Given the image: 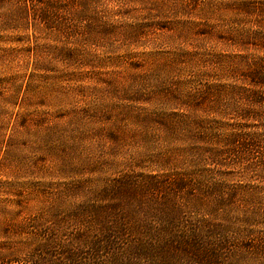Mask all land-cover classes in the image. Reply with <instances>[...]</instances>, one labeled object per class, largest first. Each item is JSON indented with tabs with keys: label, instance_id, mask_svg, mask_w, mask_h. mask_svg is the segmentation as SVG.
Masks as SVG:
<instances>
[{
	"label": "rangeland",
	"instance_id": "obj_1",
	"mask_svg": "<svg viewBox=\"0 0 264 264\" xmlns=\"http://www.w3.org/2000/svg\"><path fill=\"white\" fill-rule=\"evenodd\" d=\"M22 1L0 0V23L20 16ZM154 1L147 0V8ZM193 2L175 0L174 36L149 32L143 47H133L128 57L125 49L109 53L120 42L85 46L90 68L55 60L50 50L56 44L42 31H0V264H206L193 244L198 238L188 236L194 229L204 233L206 247L216 250V264H231L249 235L264 233L262 152L256 146L258 153L242 156L244 145L258 144L254 136L264 130L241 134L249 140L208 144L175 134V95L196 96L215 84L241 80L244 73L233 74V65L219 57L238 54L237 47L248 42L258 44L254 35L264 31V0H197L206 3L210 18L208 28L200 30L214 32L205 39L190 34L191 17L201 14ZM113 7L105 0L99 11ZM195 47L204 62L186 60ZM255 49L244 53L254 58ZM80 77L84 81H77ZM138 83L143 103L109 93L110 86L122 92L140 88ZM97 111L101 114L94 116ZM236 121L226 124L247 126ZM55 128L58 136L49 140ZM181 179L193 190L175 196V181ZM153 182L170 196L159 192L153 198L146 188ZM196 184L206 187L195 190ZM210 184L224 186L225 192H210ZM140 185L147 192L134 190ZM232 190L233 229L225 217L210 213ZM175 199L176 205L200 209L186 210L175 224V217L161 212L175 206ZM116 208L124 213L120 221L113 215ZM220 224L226 229H217ZM110 229L116 231L111 233L115 250L97 243L91 254V245ZM73 254L77 257L71 260Z\"/></svg>",
	"mask_w": 264,
	"mask_h": 264
},
{
	"label": "trees",
	"instance_id": "obj_2",
	"mask_svg": "<svg viewBox=\"0 0 264 264\" xmlns=\"http://www.w3.org/2000/svg\"><path fill=\"white\" fill-rule=\"evenodd\" d=\"M105 0H23V11L20 16L15 20L6 18L0 23V31L15 30L16 32L32 31L35 35L37 32L42 31L56 46L51 48L55 60L61 62L67 67L82 64L85 68L92 67L88 62H84L89 56L84 55L87 47L94 45L97 48H103L108 43L109 47H113L116 43L120 42L122 46L115 47L111 50V54H116L120 49H125L126 57L132 54L133 47H143V39H147L149 32L159 34V32H171L175 34V22L170 20V15L175 17V0H155L148 7L147 0H107L110 3H115L116 8L108 9L104 13L99 11L100 5H103ZM193 2L194 7L200 8V13L191 17V32L194 37L212 38L214 32L208 30H200L201 28H208L206 23L210 18L206 14V3L197 4V0H190ZM32 5V9L30 8ZM137 6V8H136ZM140 6V7H138ZM192 6V5H191ZM144 7V8H143ZM189 7H182L181 10H186ZM145 9V11H144ZM147 10V11H146ZM145 12V15L140 13ZM174 12V14H173ZM191 13V12H190ZM205 13V16L202 15ZM189 14V13H188ZM143 20L135 21L138 17ZM204 22V23H203ZM206 22V23H205ZM212 29V28H211ZM258 44L253 42L247 43L246 46L237 47L238 54L231 56H220V62L227 61L233 65L232 73H244L238 84L234 85H219L215 84L202 91L201 94L196 96L178 97L175 95V134H182L192 139L194 142H236L244 139H252L248 136L243 137L242 133L246 131H253L252 128L264 130V31L257 32L254 35ZM246 39V38H245ZM237 40V38H233ZM256 48L255 51L259 52L256 57H252L249 53L245 54L246 48ZM195 51H190L192 54L186 60L201 59V51L197 52L200 47H195ZM118 59V57H116ZM205 62H207V55L204 54ZM217 59V58H216ZM253 62V63H252ZM252 63V64H250ZM91 65V66H89ZM240 71V72H238ZM77 81H84L82 77ZM236 83L238 81H235ZM139 84V83H138ZM138 89H127L120 91L118 88L110 86L112 95L121 99L131 100L136 103L145 102L141 85ZM108 91V90H107ZM227 101V102H226ZM245 104L242 107L239 104ZM99 110V109H97ZM90 111H85V114ZM100 111H97L94 116H99ZM206 114V116H203ZM209 115L219 116V120L207 119ZM62 116V118L66 117ZM233 116V118H231ZM237 120L239 124H247V126L227 125L230 121ZM69 124V123H68ZM250 126H249V125ZM26 127V123L22 124ZM252 125V126H251ZM226 131L229 135L226 136ZM224 132V133H221ZM254 136V140L258 144H247L242 149V156L253 153L255 150L261 149L262 156L260 158L259 166L264 169V135L258 132ZM58 129H52L49 132V140L57 138ZM212 144V143H211ZM230 146V145H228ZM253 146V147H252ZM257 146V147H256ZM198 149V148H197ZM252 150V151H251ZM240 151V150H239ZM237 151V152H239ZM259 152V151H255ZM214 155V153L212 154ZM175 196L176 193L188 192L193 190V185L189 184L187 180L181 179L175 181ZM206 187L204 184H196L195 190H203ZM153 196L158 197V193L165 194L166 198L170 194L165 193V187L157 182H153L150 186L146 187ZM143 185L135 187V191L147 192ZM210 192H215L221 195L225 192V187L218 184H210ZM134 191V193H135ZM156 194V195H154ZM189 195V192L188 194ZM224 201L222 207L212 209L211 214L219 217L221 220L226 218V225L228 228H234L232 216L229 213L235 199V191L232 190L226 196L221 198ZM264 201L263 198H260ZM189 200V198H187ZM166 201V199H165ZM190 201V200H189ZM169 206L161 210L162 214L168 218L175 217V224L177 220L186 213V210L200 209L192 204ZM225 206V209L223 210ZM151 209H155L154 207ZM150 209V210H151ZM119 208L113 209V215L119 221L124 218V213H119ZM156 210V209H155ZM184 210V211H183ZM128 216V215H127ZM255 215L248 218L247 223H253ZM247 221V220H245ZM124 222V221H123ZM123 227H127L124 223ZM216 228L227 226L220 224ZM264 225V221H263ZM107 231L104 239L95 242L91 245V254H94L99 249L98 244L109 246V250H115L117 242L113 240L111 233L116 234V231ZM190 237L198 238L197 242L193 244L204 253L206 264H216L219 256L215 254L216 250L212 247H206L203 242L206 237L203 232L194 229L190 232ZM253 238L248 236L246 243L237 248V251L230 259L231 264H248L253 263L255 258L264 257V233H252ZM93 243V242H91ZM98 243V244H97ZM142 244H138V251H144ZM111 250V252H113ZM178 251V250H177ZM77 257L75 254L71 255V260ZM243 260V262H242ZM259 264H264V260Z\"/></svg>",
	"mask_w": 264,
	"mask_h": 264
}]
</instances>
